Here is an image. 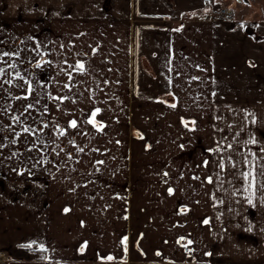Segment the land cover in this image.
I'll return each mask as SVG.
<instances>
[{
	"label": "crops",
	"instance_id": "crops-1",
	"mask_svg": "<svg viewBox=\"0 0 264 264\" xmlns=\"http://www.w3.org/2000/svg\"><path fill=\"white\" fill-rule=\"evenodd\" d=\"M247 1L0 0L10 264H264V0Z\"/></svg>",
	"mask_w": 264,
	"mask_h": 264
},
{
	"label": "snow or ice",
	"instance_id": "snow-or-ice-1",
	"mask_svg": "<svg viewBox=\"0 0 264 264\" xmlns=\"http://www.w3.org/2000/svg\"><path fill=\"white\" fill-rule=\"evenodd\" d=\"M5 55H8V53H5ZM37 66H39V65H37ZM13 67H15L14 65H13ZM84 64L83 63H77L76 65H75V69L77 70V71H80V72H83V70H84ZM3 72H4V70L3 69H0V75H2L3 74ZM65 87H68V85H65ZM31 90V87H29V91ZM172 107H175V105L173 104V105H171ZM29 107H31V105H29ZM99 111H100V109H96L93 113H92V116H93V118L97 115V113H99ZM88 123H94V120H89L88 121ZM47 125H45V127H46ZM71 127H73V128H75L76 127V121L75 120H73V121H71V125H70ZM102 127H103V125H101L100 126V128H98L97 130L99 131V130H101L102 129ZM25 131H29V129H25ZM61 135H63V132H61ZM15 141H13V143H14ZM81 151H82V149H81ZM172 193V189H169V194H171ZM67 211V210H66ZM205 223H207V221H205ZM189 243H191V241H189ZM29 247H30V245H29Z\"/></svg>",
	"mask_w": 264,
	"mask_h": 264
},
{
	"label": "built area",
	"instance_id": "built-area-1",
	"mask_svg": "<svg viewBox=\"0 0 264 264\" xmlns=\"http://www.w3.org/2000/svg\"><path fill=\"white\" fill-rule=\"evenodd\" d=\"M230 17H231V14L228 9H222L221 11L217 12L214 15V18H220V19L230 18ZM186 251H188V249H186Z\"/></svg>",
	"mask_w": 264,
	"mask_h": 264
},
{
	"label": "flooded vegetation",
	"instance_id": "flooded-vegetation-1",
	"mask_svg": "<svg viewBox=\"0 0 264 264\" xmlns=\"http://www.w3.org/2000/svg\"><path fill=\"white\" fill-rule=\"evenodd\" d=\"M0 263L1 264H8V263L10 264L9 257L7 256V254L0 252Z\"/></svg>",
	"mask_w": 264,
	"mask_h": 264
},
{
	"label": "rangeland",
	"instance_id": "rangeland-1",
	"mask_svg": "<svg viewBox=\"0 0 264 264\" xmlns=\"http://www.w3.org/2000/svg\"><path fill=\"white\" fill-rule=\"evenodd\" d=\"M244 3H248V1L247 0H244ZM31 263H33V264H40L39 262L38 263H35V262H31V261L29 263L11 262V264H31ZM41 264H54V262H51V263H41Z\"/></svg>",
	"mask_w": 264,
	"mask_h": 264
}]
</instances>
